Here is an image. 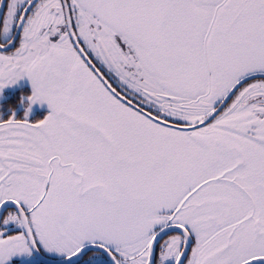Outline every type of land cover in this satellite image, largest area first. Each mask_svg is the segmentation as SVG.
<instances>
[{"label": "snow or ice", "instance_id": "6c2138e0", "mask_svg": "<svg viewBox=\"0 0 264 264\" xmlns=\"http://www.w3.org/2000/svg\"><path fill=\"white\" fill-rule=\"evenodd\" d=\"M0 264H264V0H0Z\"/></svg>", "mask_w": 264, "mask_h": 264}, {"label": "rangeland", "instance_id": "374dc122", "mask_svg": "<svg viewBox=\"0 0 264 264\" xmlns=\"http://www.w3.org/2000/svg\"><path fill=\"white\" fill-rule=\"evenodd\" d=\"M7 91V90H6Z\"/></svg>", "mask_w": 264, "mask_h": 264}]
</instances>
